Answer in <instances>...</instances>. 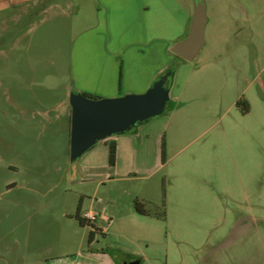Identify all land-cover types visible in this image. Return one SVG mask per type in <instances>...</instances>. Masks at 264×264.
<instances>
[{
  "label": "crops",
  "instance_id": "obj_1",
  "mask_svg": "<svg viewBox=\"0 0 264 264\" xmlns=\"http://www.w3.org/2000/svg\"><path fill=\"white\" fill-rule=\"evenodd\" d=\"M202 1L203 45L172 74L169 111L100 141L72 165L69 188L77 199L63 214L71 250L3 264H159L162 229L186 244L174 254L171 246L165 250L173 264L189 258L190 264H264V0ZM62 2L87 8L86 23L96 28L91 39L102 51L81 55L76 91L98 98L145 92L175 56L172 46L188 35L195 5L0 0V12L27 17ZM68 118L70 131V110ZM163 194L164 220L157 216ZM86 210L100 214L95 226L78 222L76 214ZM29 236L24 249L37 253V239Z\"/></svg>",
  "mask_w": 264,
  "mask_h": 264
},
{
  "label": "rangeland",
  "instance_id": "obj_2",
  "mask_svg": "<svg viewBox=\"0 0 264 264\" xmlns=\"http://www.w3.org/2000/svg\"><path fill=\"white\" fill-rule=\"evenodd\" d=\"M89 15L64 2L27 17L0 12V264L28 255L42 261L72 248L63 215L70 198L77 199L69 188L76 163L69 161V94L76 91L81 55L102 51L91 39L96 28L88 27ZM186 63L172 55L165 71ZM30 234L37 253L24 249ZM168 247L174 254L186 244L162 229L159 264L176 263L166 257Z\"/></svg>",
  "mask_w": 264,
  "mask_h": 264
},
{
  "label": "water",
  "instance_id": "obj_3",
  "mask_svg": "<svg viewBox=\"0 0 264 264\" xmlns=\"http://www.w3.org/2000/svg\"><path fill=\"white\" fill-rule=\"evenodd\" d=\"M205 9L195 0L190 30L186 38L171 48L184 61H191L203 45ZM172 72L159 74L140 94L112 98H92L78 91L69 94V161L77 162L100 141L133 132L138 126L170 109Z\"/></svg>",
  "mask_w": 264,
  "mask_h": 264
},
{
  "label": "trees",
  "instance_id": "obj_4",
  "mask_svg": "<svg viewBox=\"0 0 264 264\" xmlns=\"http://www.w3.org/2000/svg\"><path fill=\"white\" fill-rule=\"evenodd\" d=\"M89 97H92V98H98V97H94V96H90L88 95ZM238 107H240L241 111L243 113H246L247 110H248V106L247 104H244L242 102H238L237 103ZM161 160L162 162L165 161V145H164V141H162V145H161ZM115 162V145L113 142H110L109 144V149H108V164L109 166H113ZM135 209L140 212V213H143V210L141 209V205L140 203L138 202H135ZM160 212L158 213V217L161 218L162 220L165 219L166 217V210H165V197H164V194L162 195V202L160 204ZM76 218L78 220V222L80 224H84V221L80 218L79 216V212L76 214Z\"/></svg>",
  "mask_w": 264,
  "mask_h": 264
},
{
  "label": "built area",
  "instance_id": "obj_5",
  "mask_svg": "<svg viewBox=\"0 0 264 264\" xmlns=\"http://www.w3.org/2000/svg\"><path fill=\"white\" fill-rule=\"evenodd\" d=\"M79 216L85 223L95 226L100 214L96 211L86 210L80 212Z\"/></svg>",
  "mask_w": 264,
  "mask_h": 264
}]
</instances>
